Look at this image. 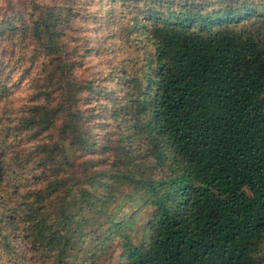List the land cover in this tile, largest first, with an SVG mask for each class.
<instances>
[{
	"label": "trees",
	"instance_id": "16d2710c",
	"mask_svg": "<svg viewBox=\"0 0 264 264\" xmlns=\"http://www.w3.org/2000/svg\"><path fill=\"white\" fill-rule=\"evenodd\" d=\"M1 1L0 43L37 75L0 129V263L88 264L91 239L90 264H113L115 242L117 264H264V0H99L132 4L145 55L102 144L83 34L97 0ZM11 138L30 149L12 157Z\"/></svg>",
	"mask_w": 264,
	"mask_h": 264
},
{
	"label": "rangeland",
	"instance_id": "374dc122",
	"mask_svg": "<svg viewBox=\"0 0 264 264\" xmlns=\"http://www.w3.org/2000/svg\"><path fill=\"white\" fill-rule=\"evenodd\" d=\"M109 10H112L111 14ZM133 10L135 9L132 4L124 7L121 3H116L108 8L105 1L97 0L90 10L95 19L87 25L89 30L83 33L88 38L86 45L95 49L85 57V68L87 76L97 79V85L101 89L100 93L92 97L94 113L91 114L95 140L100 144L104 143L105 135L115 133L119 124H123L122 118L114 119L111 111L112 108L114 111L126 103L123 77L120 73L124 68L131 71L137 67V63L139 65L144 62L143 44L134 40L138 34L134 33L129 37L126 31L133 19ZM94 21L98 23L93 24ZM13 44L0 43V129L4 136L16 127L19 116L28 108L34 93L33 81L37 75V68L32 67L29 60H24L25 55L30 57V52L23 49L18 40L14 44L16 46ZM28 68H32L31 75L26 74ZM7 144L15 146L12 157L16 153H26L31 146L15 143L12 138ZM115 243L111 252L114 256L113 264H117V256L122 252L121 247L117 246L118 242ZM94 251L95 244L89 239L79 254V261L86 260L90 264ZM26 258L23 254L9 262V258L5 257L3 264H35L25 261Z\"/></svg>",
	"mask_w": 264,
	"mask_h": 264
}]
</instances>
